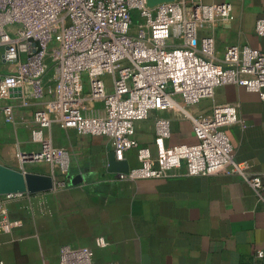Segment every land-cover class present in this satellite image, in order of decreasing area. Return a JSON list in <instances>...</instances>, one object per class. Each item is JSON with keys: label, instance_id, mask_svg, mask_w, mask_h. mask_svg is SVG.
I'll use <instances>...</instances> for the list:
<instances>
[{"label": "built area", "instance_id": "built-area-1", "mask_svg": "<svg viewBox=\"0 0 264 264\" xmlns=\"http://www.w3.org/2000/svg\"><path fill=\"white\" fill-rule=\"evenodd\" d=\"M232 14L230 3L196 0H0V101L6 122L16 109L33 108L31 140L39 149L26 159L51 165L55 181L69 172V151L56 148L48 135L57 124L108 138L117 161L136 151L139 165L117 172L119 181L164 178L183 169L187 176H240L261 196L264 176L236 160L227 134L230 127H245L238 106L194 111L218 87L232 84L264 101V50L233 44L220 55L207 34L230 23ZM255 33L264 38V19ZM91 103L96 107L88 114ZM172 110L191 122L196 142L165 147L171 122L158 117L159 153L153 158L135 125ZM16 225L0 214V233ZM96 242L108 247L103 237ZM0 264H7L1 255ZM58 264H95L94 252L63 245Z\"/></svg>", "mask_w": 264, "mask_h": 264}, {"label": "crops", "instance_id": "crops-1", "mask_svg": "<svg viewBox=\"0 0 264 264\" xmlns=\"http://www.w3.org/2000/svg\"><path fill=\"white\" fill-rule=\"evenodd\" d=\"M230 3L232 20L213 33L221 55L229 45L264 50L255 25L264 19V0H196ZM235 103L245 127L227 129L235 158L253 175L264 176V101L243 85L220 86L215 96L194 107L208 113L214 105ZM0 101V164L21 172L53 175L49 164L28 161L39 149L32 143L33 108L16 109L6 122ZM93 114L96 104L89 105ZM170 119L165 147L196 142L191 122L178 110L153 113L136 123V137L158 156L155 121ZM56 148L69 151V172L50 191L0 195V214L16 222L0 233V255L7 264H58L60 248L88 247L95 264H264V191L259 196L240 176H187L178 169L164 178L119 181L110 171L113 143L106 137L79 135L53 125ZM139 165L136 151L126 154ZM108 247L101 249L97 238Z\"/></svg>", "mask_w": 264, "mask_h": 264}, {"label": "water", "instance_id": "water-1", "mask_svg": "<svg viewBox=\"0 0 264 264\" xmlns=\"http://www.w3.org/2000/svg\"><path fill=\"white\" fill-rule=\"evenodd\" d=\"M162 1L167 0H149V3L152 5ZM129 168L127 161H117L114 154L111 156L110 171L128 172ZM55 184L52 175L21 172L0 164V195L35 194L50 191Z\"/></svg>", "mask_w": 264, "mask_h": 264}, {"label": "rangeland", "instance_id": "rangeland-1", "mask_svg": "<svg viewBox=\"0 0 264 264\" xmlns=\"http://www.w3.org/2000/svg\"><path fill=\"white\" fill-rule=\"evenodd\" d=\"M55 180V179H54ZM56 182V181H55Z\"/></svg>", "mask_w": 264, "mask_h": 264}]
</instances>
